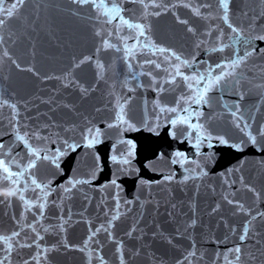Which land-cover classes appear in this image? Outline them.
Segmentation results:
<instances>
[{
	"label": "water",
	"instance_id": "water-1",
	"mask_svg": "<svg viewBox=\"0 0 264 264\" xmlns=\"http://www.w3.org/2000/svg\"><path fill=\"white\" fill-rule=\"evenodd\" d=\"M12 2L6 0L5 7ZM144 2L149 4L147 9L132 0H105L108 8L113 4L122 8L121 15L130 23L150 28L147 40L118 20L106 23L108 17L101 14L106 9L91 5L80 8L69 0H26L0 33L6 40L10 35L15 41L5 47L21 69H33H17L7 59L0 63V99L16 103L21 124L48 137L32 140L34 147L53 156L56 149H66L65 140L86 143V129L98 128L101 132L95 147L67 149L58 160L59 168L41 160L32 169L36 179L50 189L46 190L43 215L39 208L29 210L19 200L14 199L11 206L0 204V237L19 232L11 241L10 255L7 244L0 243V259L8 256L5 264H36L37 259L39 264H89V257L91 264H101L98 255L105 264H120L117 241L123 246L125 264H177L193 251L196 256L189 257L192 264H229L234 260L230 250L236 246L242 249L239 264H264V217L252 220V216L264 212V137L257 135L264 126V90L255 87L264 82V41L255 39L264 34V17L250 21L251 16L264 11V5L259 0H234L230 5L231 22L243 29L237 41L220 19L217 0H156L160 5L157 8L151 7L150 0ZM183 3L192 7L207 3L211 7L201 8L202 16L197 17ZM245 11L249 16L243 15ZM155 12L160 15L146 14ZM177 17L188 24L179 23ZM189 26L195 35L186 30ZM221 30L223 37L219 40ZM97 31L102 35L97 36ZM103 40L115 47L103 49ZM152 44L196 61L192 67L181 68L189 76L207 75L209 65L236 59V54L243 56L245 50L255 48L256 52L236 70L238 85L219 87L208 93V105H198L191 102L194 90L187 82L180 77L175 85L166 82L171 79L169 72H174V61L153 54ZM222 45H228L223 52L212 51ZM130 48H134L135 57L126 60L125 52ZM87 56L92 60L74 67ZM149 59L161 68L143 63ZM97 62L103 67L98 68ZM69 73L75 86L64 87ZM161 84L165 91L154 90ZM240 93L243 100H239ZM237 102L243 117L241 125H250L245 132L232 123L230 110ZM157 103L176 107L177 112H161ZM121 105L133 127H108L119 123L116 115ZM185 107L188 113L182 111ZM9 113L8 108L0 109V142L6 145L15 139L9 135ZM197 113H202L199 122L204 129L223 135L230 144H240L242 150L216 140L211 147L204 143L197 149L195 132L184 124L173 128L169 123L189 114L192 123H197ZM246 132L257 136L255 145ZM26 151L23 145L14 146V152L21 156ZM177 153L183 156L177 157ZM113 155L129 163H113ZM75 180L91 183L77 184L65 192L71 187L69 181ZM245 185L253 187L259 197ZM10 195L11 191L0 190V196ZM24 196L35 203L44 193L29 189ZM228 200L239 201L250 214L238 211ZM117 215L119 219L112 220ZM192 220L196 224L189 227ZM249 220L251 238L241 242L239 237ZM110 221L114 239L101 230L85 251L78 250L90 235V228H108ZM134 227L136 231L129 237L127 233Z\"/></svg>",
	"mask_w": 264,
	"mask_h": 264
},
{
	"label": "snow or ice",
	"instance_id": "snow-or-ice-1",
	"mask_svg": "<svg viewBox=\"0 0 264 264\" xmlns=\"http://www.w3.org/2000/svg\"><path fill=\"white\" fill-rule=\"evenodd\" d=\"M26 0H13L11 3L10 7H5L6 0H0V33H2L3 29L5 26L8 24V21L12 18H15L20 10V8L23 7L25 4ZM71 4L77 5L80 8H83L86 5H91L92 8L94 9H101L104 8L106 9L103 11L101 14L104 15L105 17H108V19L105 21L106 23H111L113 20H118L121 25L127 26L129 29H134L138 33V37H144L146 40L148 39V36L146 35L147 32L150 31V28H148L145 25L139 24V23H130L128 19H125L121 15L122 8L116 6L113 4L111 8H108L105 0H69ZM133 3H140L145 9L149 7V4H146L144 0H132ZM234 0H217V7L219 10H221L222 15L220 16V19L223 20V22L227 25L228 29L231 30V33L235 34V37L237 38V41L240 40L242 37L243 29L235 26L230 19V5H232ZM259 3L261 5H264V0H259ZM150 5L151 7L157 8L160 7V5L156 2V0H150ZM176 5H173L175 7ZM183 7L186 8H191L193 15L197 17H201L202 13L200 11L201 8H209L211 7L210 4L204 3L200 4L199 7H192L191 4L189 3H183ZM146 14H151V15H160L159 12L155 13H146ZM243 15L249 16V13L247 11L243 12ZM261 17H264V11L258 12L256 15L250 17V21L254 22L257 19H260ZM177 20L181 24H188L187 20H182L179 17H177ZM251 27V23L249 25ZM188 32L193 33L194 35L195 30L189 26L186 29ZM97 36H101V32L97 31L96 32ZM210 35V33H209ZM223 37V30H221L220 35L218 36L217 39L222 40ZM255 39L264 41V34L258 35L255 37ZM11 41V36L5 38L3 34H0V52H2V56H0V63L3 62L4 59L10 60L12 64L16 66L17 69H21V65L17 63V61L12 57L10 52L8 51L7 47L5 45ZM15 42V41H11ZM244 44H248V40H243ZM103 49H110L115 47L113 44H111L108 40H103L102 41V46ZM152 49H154L153 54L155 53H160L164 55V59L167 62L172 63V67L174 69V72H169V76L171 77L170 80L166 81L169 84H176V78L180 77L182 80L187 82V86L189 89L194 90V95L191 97V102L198 104V105H208L210 103L211 97H209L208 93L211 91L216 90L219 87H227L229 83L233 84L235 87L240 83V80L237 79V69H239L243 64L247 63V59L249 56H252L255 52L256 49L253 48L251 51L245 50V53L243 56H239L237 53V58L230 60L226 63H217L216 65L212 66L209 65L207 69V75L200 74L199 76H189L186 75L184 72L181 71V68H189L192 67L196 61H189L185 58H183L181 55H179L177 52L173 51L170 48H165L161 47L155 44H152ZM197 48L200 47L199 44L196 45ZM225 47H228V45H222L220 47H214L212 48L213 52L219 51L223 52ZM97 51H100V49H97ZM116 51H120L119 48H116ZM261 51H264L262 49ZM125 57L126 60H131L135 57V52L134 48L127 49L125 52ZM92 60L91 56L84 57L83 59L79 60L74 64L75 68L80 67L81 64L87 63ZM144 64L148 65H154L155 68L159 69L161 68V64L157 63L154 60H145L143 62ZM98 68H102L103 65H100L97 62ZM132 65L129 63V68L131 69ZM219 69V71H217ZM21 70H27V71H33L31 67L27 69H21ZM167 71V69H164ZM151 75V73H148ZM70 73L66 75L65 79L68 80L67 83L64 84V87H68L70 85L75 86V80L74 79H69ZM51 78V77H47ZM255 87L257 89L264 90V82L256 84ZM83 91H87L82 89ZM159 92L165 91L163 84L159 86L158 89H154ZM262 95H264V91H262ZM244 99V94L240 93L239 94V100ZM187 102V101H186ZM125 104L127 101L124 102ZM157 107L160 108L161 112H169V113H175L177 112L176 107H161L157 103ZM224 107H228V105H225ZM8 108L10 109L9 113V120L8 124L10 128L12 129V132L9 133V135H13L15 139L9 143L5 144L4 142H0V190H8L11 191L12 195L10 196H0V204H8L11 206L13 203V200H19L22 201L23 205L30 210L31 207H36L40 209V215H43V210L46 206V195L47 191L49 190V185L47 184H42L40 183L36 177L35 174L32 172V169L36 167L37 163L39 161H46L52 165H54L56 168H59V163L58 160L60 157L66 154L67 149H71L72 151H75L77 147H85V148H93L95 145L99 142V137L101 135L100 129H95L93 130L92 128H88L85 130V134L83 136V139L86 141L83 145L77 144L75 142H69L68 140L64 141V144L66 145V149H56L55 155L50 156L47 151L34 147L33 144L31 143L32 140H47V136H41L40 132L37 130H32L29 129L27 124H21V121L19 119V109L17 107L16 103L10 102L9 100L5 99H0V109ZM182 111L184 113H188L189 109L187 107L183 108ZM202 115V113H197L196 115V120L197 123H192V118L191 114L189 116H185L183 118L177 117L175 119H170L169 123L173 126V128L176 127L178 123L186 125L189 129H191L193 132L196 133L195 135V140L196 144L194 145L197 149L204 144L208 143V146H212V141L216 140L219 144L235 148L237 151H241L242 148L240 144H230L228 139H225L223 135H214L212 132L207 131L204 129V125L199 122V116ZM230 115L232 117V123L234 126L239 129L241 132H245L246 129L250 127V125L247 122L243 123V126L241 125V121L243 120L242 115H240V104L237 102L232 110H230ZM127 116V113L124 110V106H120V110L116 115V120L119 122L117 124H112L110 123L108 127H119L121 124L126 125L127 127L131 128L133 125L129 120H127L125 117ZM27 120V117H25V121ZM0 126H2V123H0ZM23 129V130H22ZM204 133L201 135V133ZM173 136H175V132L172 133ZM246 135L248 136V140L252 144L257 143V136L253 135L251 132H246ZM257 135L260 137H264V126L260 128V130L257 132ZM23 145L24 149L27 151L24 153L23 156H21V153L19 152H14V146L15 145ZM134 147V146H133ZM177 157H182V153H177ZM26 159V162H24ZM99 158L97 157V160ZM112 161L113 163L117 164H128L129 161L127 159H118L117 156L113 155L112 156ZM177 160H173V163H177ZM205 174L206 173H202ZM165 179H172V177H165ZM243 181V178L241 177V182ZM86 184V183H91L90 180H75V181H69V184L71 187L65 188V192H70L72 188H75L77 184ZM141 183H145L144 181H141ZM112 185H116V180L111 181ZM248 191L253 192L254 195L259 197V193L255 191V189L249 185H245ZM31 189L33 192L36 190H39L41 193H44V196H40L37 200V202H33L32 200L26 198L24 196V193ZM227 199V197H226ZM229 204H235L237 207L238 211L245 212L246 215H249L250 213L245 211L243 204H241L239 201H233V200H228ZM117 207H119V204H117ZM259 217H264V212H259L256 214V216H252V220H255ZM119 219V216H113L112 220ZM196 224L195 220L191 221V224L189 227H194ZM251 224V220H249L243 228L242 234L240 235L239 239L241 242H243L245 239L251 238L249 236L250 233V227L249 225ZM111 221L109 222V227L104 228L103 225L101 227L96 228L92 230L90 228V235L84 242V245L82 248H79V251H85L89 247V243L93 241L94 237L101 232V230L107 232L108 237L110 239H114L112 236V233L110 231V228L112 227ZM63 230V226H61ZM33 230H35L33 228ZM47 231V229H45ZM136 231V228L134 227L131 231L127 233L129 237H131L132 232ZM255 235V233H253ZM16 236H19V232H13L11 236L8 237H0V243L7 244V249L6 251L8 254H11L12 251V239ZM98 243V241H96ZM171 243V241H169ZM257 244H260V241L258 240L256 242ZM117 251L120 252V264H125V261L123 259V253L121 252L122 249V244L117 241ZM25 247H31V245H22ZM66 247H73L69 245H65ZM234 254V260L229 261V264H239V262L242 259V249L240 246H236L234 249L230 250ZM138 254V253H137ZM196 253L190 252L188 255H186L182 260H179L177 264H185V261H187V264H192V261L189 259V257H195ZM98 258L101 261V264H105L104 258L102 256L98 255ZM227 259V257H225ZM253 259L255 257H252ZM33 259H36V257H33ZM8 260V256H5L3 259H0V264H5V261ZM25 264H28L26 261ZM36 264H39V260L37 259ZM89 264H91V257H89Z\"/></svg>",
	"mask_w": 264,
	"mask_h": 264
}]
</instances>
